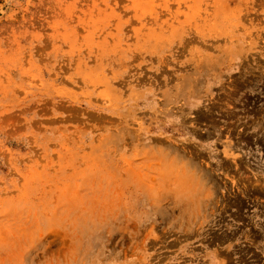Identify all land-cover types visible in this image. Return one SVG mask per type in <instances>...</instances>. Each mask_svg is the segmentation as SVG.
Masks as SVG:
<instances>
[{"label": "rangeland", "instance_id": "rangeland-1", "mask_svg": "<svg viewBox=\"0 0 264 264\" xmlns=\"http://www.w3.org/2000/svg\"><path fill=\"white\" fill-rule=\"evenodd\" d=\"M0 264H264V0H0Z\"/></svg>", "mask_w": 264, "mask_h": 264}, {"label": "bare ground", "instance_id": "bare-ground-1", "mask_svg": "<svg viewBox=\"0 0 264 264\" xmlns=\"http://www.w3.org/2000/svg\"><path fill=\"white\" fill-rule=\"evenodd\" d=\"M164 64H165V63H164ZM181 70H183V69H181ZM159 76H160V75H159ZM158 78H159V77H158ZM158 78H157V79H158ZM160 78H161V77H160ZM160 78H159V79H160ZM159 79H158V80H159ZM146 80H147V79H146ZM160 80H161V79H160ZM168 81H169V80H168ZM154 100H155V99H154ZM157 102H158V101H157ZM158 104H159V102H158ZM159 108H160V107H159ZM119 121H120V120H119ZM123 123H124V122H123ZM120 125H121V124H120ZM122 125H123V124H122ZM124 126H125V125H124ZM124 126H122V127H124ZM139 127H140V125H139ZM139 127H138V128H139ZM138 130H139V129H138ZM174 146H175V145H174ZM171 149H172V148H171Z\"/></svg>", "mask_w": 264, "mask_h": 264}]
</instances>
